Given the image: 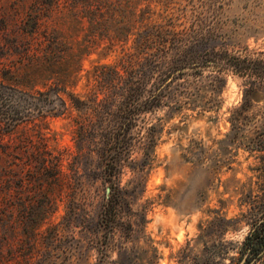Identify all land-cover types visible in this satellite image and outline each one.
I'll use <instances>...</instances> for the list:
<instances>
[{"label":"rangeland","instance_id":"rangeland-1","mask_svg":"<svg viewBox=\"0 0 264 264\" xmlns=\"http://www.w3.org/2000/svg\"><path fill=\"white\" fill-rule=\"evenodd\" d=\"M105 3L120 6L136 29L199 25L210 46L264 49V0H0V80L25 88L54 80L26 54L29 41L45 47L48 38L60 45L56 51L78 55L81 69L67 89L85 94L87 71L113 63L132 44L133 36L109 48L96 32L88 41L89 12ZM36 19L42 25L32 37L24 29L33 30ZM211 73L204 70L194 95L173 88L165 105L145 114L154 135L144 131L132 149H121L123 191L115 202L94 155L99 149H76L75 110L4 134L13 142L41 133L49 149H0V173L8 170L0 189V264L246 262L245 237L264 220V86L251 90L246 77L227 71L211 87ZM43 155L54 163L62 156L66 182L35 176ZM249 264H264V251Z\"/></svg>","mask_w":264,"mask_h":264},{"label":"trees","instance_id":"trees-1","mask_svg":"<svg viewBox=\"0 0 264 264\" xmlns=\"http://www.w3.org/2000/svg\"><path fill=\"white\" fill-rule=\"evenodd\" d=\"M119 7H106L105 3L89 12L93 30L88 41L95 40L94 32L104 42H109V48L119 42L126 44L131 36L133 38L116 61L95 65L87 71L85 94L78 95L67 89L81 69L78 55L73 51H56L60 45L48 38L49 44L45 47L43 40L37 39L36 46L29 41L26 54L38 60L42 70L49 72L50 79L54 80L41 88H25L0 80V149H49L41 133L35 135L36 139L25 135L13 142L5 141L4 134L49 116H70L75 110L77 114L71 116V133L76 149H99L94 155L100 163L103 179L109 184L110 200L114 202L123 191L119 163L124 152L121 149H132L133 142L142 140L144 131L147 139L154 135L155 126H145V114L165 105L171 89L194 95L191 87L199 90V77L206 69L214 73L209 78L211 87H216V82L222 80L221 75L227 71L246 77L251 90L264 86V49L237 53L210 46L211 35L199 25L181 27L169 21L136 29ZM41 25L36 19L31 25L33 30L26 27L24 32H31L33 37ZM234 120L237 121L235 116L230 121ZM132 128L136 135L130 134ZM149 146L144 143V147ZM57 160L54 163L51 157L43 155L42 169L36 171L35 176H42L51 184L66 182L67 173L61 168L62 156H57ZM7 172V169L1 170L0 189L8 179ZM244 244L248 257L243 264H249L264 251V220L246 235Z\"/></svg>","mask_w":264,"mask_h":264},{"label":"water","instance_id":"water-1","mask_svg":"<svg viewBox=\"0 0 264 264\" xmlns=\"http://www.w3.org/2000/svg\"><path fill=\"white\" fill-rule=\"evenodd\" d=\"M262 253H263V251H261V252L258 254V256L261 255ZM239 264H243V263L241 262V263H239Z\"/></svg>","mask_w":264,"mask_h":264}]
</instances>
